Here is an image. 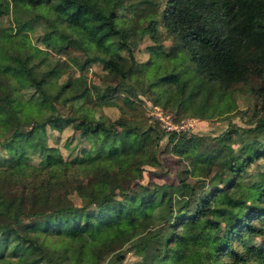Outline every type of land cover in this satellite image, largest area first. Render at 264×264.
Masks as SVG:
<instances>
[{
	"label": "trees",
	"instance_id": "obj_1",
	"mask_svg": "<svg viewBox=\"0 0 264 264\" xmlns=\"http://www.w3.org/2000/svg\"><path fill=\"white\" fill-rule=\"evenodd\" d=\"M144 2L0 0V264H128L127 252L168 264L181 226L219 195L242 213L211 264H264V0H167L147 30L156 48L138 60L126 29ZM53 32L66 37L55 53L38 43ZM189 46L196 67L152 77L156 57ZM93 63L102 70L89 82ZM248 75L260 81L248 124L217 134L166 131L143 100L229 120ZM163 138L183 162L177 181H143ZM90 223L92 238L75 233Z\"/></svg>",
	"mask_w": 264,
	"mask_h": 264
},
{
	"label": "rangeland",
	"instance_id": "obj_2",
	"mask_svg": "<svg viewBox=\"0 0 264 264\" xmlns=\"http://www.w3.org/2000/svg\"><path fill=\"white\" fill-rule=\"evenodd\" d=\"M136 1V0H134ZM167 0H151V2H144L134 6V10H138L136 18L127 25L126 34L127 37L133 40L134 43V55L138 60H142L148 57V46L156 48L155 43H158L154 38L148 35L147 30L152 26V22L156 21L161 23L160 12L165 6ZM144 6V9L141 8ZM31 13V8L28 9L27 14ZM148 21L150 25L147 26ZM160 28V43L167 48L171 45L172 40L168 36L166 29L163 26ZM37 30V29H35ZM41 29H38L36 33H39ZM35 38V34L33 35ZM66 37L58 32H53L49 35L44 42L38 41V43L55 53L58 46L64 44ZM96 55H101L102 51H93ZM201 55V52L196 46L189 47H177L169 55H160L155 58L158 63V67L155 68L154 76H163L166 74L180 73L183 70L191 69L197 66L196 61L193 59L195 55ZM100 64L93 63L88 69L87 79L89 82L97 80L98 74L101 73ZM114 76V74H113ZM151 79V78H150ZM112 81V79L110 80ZM260 81L253 75H248L246 81L238 88V93L235 96V102L232 109L227 115L228 120L223 115H215L209 118H200L199 116L192 115L190 113L176 114L172 111L171 119L173 122H179L181 120L192 119L191 131L198 133L217 134L223 129L227 128L229 124L233 125H247L250 119V112L253 107L255 98L252 94V86L259 84ZM144 103L147 107L148 113L151 114V101L147 97L143 96ZM156 106L160 107V105ZM88 113L94 118L98 115L96 110L89 106H86ZM161 108V107H160ZM103 109L111 116L117 111L113 107L104 106ZM162 109V108H161ZM167 109V108H166ZM165 112V111H164ZM166 113V112H165ZM151 117L153 118L152 114ZM175 120H174V119ZM159 123V121L157 120ZM159 125H161L159 123ZM190 130V129H189ZM68 131V132H67ZM69 133L70 129L66 128L65 133ZM164 139V138H163ZM163 141V142H162ZM163 149L160 151V157L162 164L151 165L147 164L143 171V181H177V170L183 166V162L178 159L169 151H166L164 147L167 146L165 139L160 142ZM63 153L65 151L61 148ZM255 165L251 166L253 170ZM202 171H205L203 169ZM204 173V172H203ZM17 207V203L13 202L9 208V212L13 213ZM213 207L205 218L200 219L196 223L187 222L181 226L179 232L173 242V249L170 252L168 258V264H211V258L214 252L222 248V243L225 240L229 241L231 234L237 230V219L241 216L242 209L238 203H229L226 199L219 195L213 199ZM7 219L0 216V222H6ZM109 221H106L105 225L101 228L107 227ZM95 227L92 223L86 226H82L75 230L78 236L90 239L94 236ZM199 233L203 239H207V243H201L196 239H193L192 234ZM138 256L132 252H127L126 262L133 264ZM8 264H18L14 259L10 260Z\"/></svg>",
	"mask_w": 264,
	"mask_h": 264
},
{
	"label": "built area",
	"instance_id": "obj_3",
	"mask_svg": "<svg viewBox=\"0 0 264 264\" xmlns=\"http://www.w3.org/2000/svg\"><path fill=\"white\" fill-rule=\"evenodd\" d=\"M151 108V114L154 119L158 120L161 126L166 130H185L192 127V119L181 120L179 122H173L171 115L168 112H164L160 107L153 105Z\"/></svg>",
	"mask_w": 264,
	"mask_h": 264
}]
</instances>
